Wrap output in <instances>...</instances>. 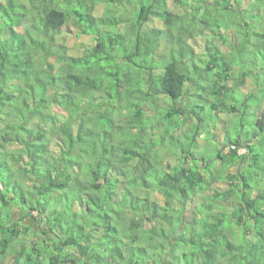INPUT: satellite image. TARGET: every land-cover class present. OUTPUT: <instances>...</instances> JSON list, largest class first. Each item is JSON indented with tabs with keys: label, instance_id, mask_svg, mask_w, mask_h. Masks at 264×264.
Returning <instances> with one entry per match:
<instances>
[{
	"label": "trees",
	"instance_id": "16d2710c",
	"mask_svg": "<svg viewBox=\"0 0 264 264\" xmlns=\"http://www.w3.org/2000/svg\"><path fill=\"white\" fill-rule=\"evenodd\" d=\"M13 247L12 264H264V0H0Z\"/></svg>",
	"mask_w": 264,
	"mask_h": 264
},
{
	"label": "rangeland",
	"instance_id": "374dc122",
	"mask_svg": "<svg viewBox=\"0 0 264 264\" xmlns=\"http://www.w3.org/2000/svg\"><path fill=\"white\" fill-rule=\"evenodd\" d=\"M98 6H101V4L100 5H98ZM83 41L84 39L82 38V39H79V41ZM86 41L88 40V38H86L85 39ZM76 41H78L77 39H73V38H71L70 36H68V34H65L63 37H62V40H61V42H63V43H69V44H71L72 46H73V48L72 49H76V50H78L79 48H77L78 46H79V44L77 43V44H74ZM73 43V44H72ZM82 46V45H81ZM83 47V46H82ZM222 47H223V49H227V47H228V44H225V43H222ZM163 49V51L164 50H166V49H164V48H162ZM161 52V54H159V57L160 56H165V53L164 52ZM78 52L80 53L81 51H79L78 50ZM218 120V119H217ZM218 123L220 122L219 120L217 121ZM219 125H220V123H219ZM217 131H219V129H217ZM221 133V132H220ZM231 137H233V135L231 134L230 135ZM168 161H171V158H170V156L168 157ZM233 169H235V168H233ZM237 169V168H236ZM21 219H23V213H21V212H16V214L14 215V217L12 218V220L13 221H21V224L23 225V224H32L33 226H34V228L35 229H37V230H40V229H42V227H43V231L45 232V233H43L42 235L43 236H46L47 238H52L53 236H52V234H46V232L48 231V229H47V226H44V222L43 221H38V220H36V219H34V218H32V217H25L23 220H21ZM31 233V236L33 237V238H35V235H34V233H33V231H31L30 232ZM29 242H30V240H28ZM15 258H16V250H15V248L13 247V248H11L10 249V251H9V253L7 254V255H5V256H0V264H12L13 263V261L15 260ZM75 264H79L77 261H76V259H75Z\"/></svg>",
	"mask_w": 264,
	"mask_h": 264
},
{
	"label": "flooded vegetation",
	"instance_id": "af4514ba",
	"mask_svg": "<svg viewBox=\"0 0 264 264\" xmlns=\"http://www.w3.org/2000/svg\"><path fill=\"white\" fill-rule=\"evenodd\" d=\"M73 258H68L67 260H68V263L67 264H71V260H72Z\"/></svg>",
	"mask_w": 264,
	"mask_h": 264
},
{
	"label": "water",
	"instance_id": "95a60500",
	"mask_svg": "<svg viewBox=\"0 0 264 264\" xmlns=\"http://www.w3.org/2000/svg\"><path fill=\"white\" fill-rule=\"evenodd\" d=\"M71 264H75V259H72L71 260Z\"/></svg>",
	"mask_w": 264,
	"mask_h": 264
},
{
	"label": "built area",
	"instance_id": "2783aa9c",
	"mask_svg": "<svg viewBox=\"0 0 264 264\" xmlns=\"http://www.w3.org/2000/svg\"><path fill=\"white\" fill-rule=\"evenodd\" d=\"M240 152H241V153L245 152V149H240Z\"/></svg>",
	"mask_w": 264,
	"mask_h": 264
}]
</instances>
